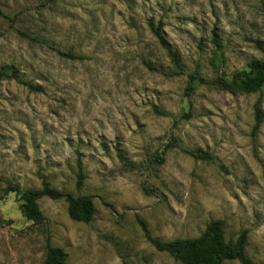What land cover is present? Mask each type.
Segmentation results:
<instances>
[{"label": "rangeland", "instance_id": "1", "mask_svg": "<svg viewBox=\"0 0 264 264\" xmlns=\"http://www.w3.org/2000/svg\"><path fill=\"white\" fill-rule=\"evenodd\" d=\"M263 5L0 0V70L14 67L41 89L0 81V264H43L48 245L68 264H181L157 252L143 228L168 242L196 238L217 220L226 241L246 232V255L264 264V124L252 133L264 88L243 94L209 84L263 59ZM149 21L161 23L183 75H172ZM189 75L202 82L186 93ZM202 154L210 160L195 158ZM43 182L90 196L92 220L73 222L64 200L42 198L44 221L33 225L19 197L2 192Z\"/></svg>", "mask_w": 264, "mask_h": 264}, {"label": "trees", "instance_id": "2", "mask_svg": "<svg viewBox=\"0 0 264 264\" xmlns=\"http://www.w3.org/2000/svg\"><path fill=\"white\" fill-rule=\"evenodd\" d=\"M56 1L57 0H46V3L52 5ZM262 12L264 14V5L262 6ZM0 15H2L1 10ZM148 28L156 38L160 47L166 51L173 64L174 71L172 75H183V65L179 55L173 51L166 42L161 23L159 22V24L154 25L149 21ZM18 34L24 38L30 39L25 33L18 32ZM215 38L216 36L213 33L211 40L215 46L216 55L222 58L220 45ZM256 44L263 54V59H252L248 62L246 69L235 72L229 79L218 76L209 84L231 93H260L264 88V47L258 42ZM3 80H13L32 92H40L41 90L40 87L33 86L29 82L23 81L22 77L19 75V71L14 67H5L0 70V81ZM201 82V79L189 75L188 86L185 89L186 93L193 92L194 87ZM259 107L260 101H257L254 107L253 134L258 133L261 126L264 124V115ZM159 114L166 116V113L161 111H159ZM117 158L123 165L129 166V162L119 152H117ZM195 158L210 160L207 154L196 155ZM82 182L83 175L79 165V175L76 182L77 189H80ZM2 192L3 195L14 193L19 197L22 216L33 225H40L44 221V216L38 205V201L42 198L53 201L64 200L67 203L68 217L76 223L88 224L95 214L93 199L90 196L73 197L71 194L52 188L50 184L46 182L41 184V189L39 190H20L16 186H8L3 189ZM143 231L146 240L157 252L166 253L175 262L181 264H223L228 261H238L240 264H256L246 255L247 233H240L234 242L226 241L224 223L220 220L208 223L203 232L196 238L174 239L163 242L153 238L145 227ZM67 258V254L63 249L48 245L46 247V255L43 264H68Z\"/></svg>", "mask_w": 264, "mask_h": 264}]
</instances>
